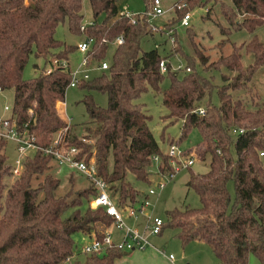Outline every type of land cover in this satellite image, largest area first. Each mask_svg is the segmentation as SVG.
<instances>
[{
  "label": "trees",
  "instance_id": "obj_1",
  "mask_svg": "<svg viewBox=\"0 0 264 264\" xmlns=\"http://www.w3.org/2000/svg\"><path fill=\"white\" fill-rule=\"evenodd\" d=\"M205 1L179 0L176 4L183 7L175 12L176 19L180 21L188 10ZM146 2L142 13L133 14L131 24L129 18L119 15L123 6L120 0H87L91 20L80 31L81 0H0V92L12 90L11 117L16 125L28 123L39 146H46L56 130L54 107L63 101L68 73L55 69L45 75L41 71L28 80L21 74L30 55L44 61L48 57L67 60L75 51L74 46L54 38L59 25L65 24L72 36L92 40L88 59L93 62L104 61L107 45L120 37L108 71L77 86L87 93L81 103L91 124L85 127V137L92 144L84 146L74 135L69 137L70 142L81 149L85 161L94 152L96 172L108 184L118 206L135 202L143 196L127 181L128 176L146 185L151 173L171 172L165 152L147 126L149 115L135 103L147 89L160 94L161 106L167 111L163 118L180 122L177 139L163 141L162 129V142L177 145L190 130H196L200 141L195 157L208 161L205 173L188 175L187 186L197 196L199 206L167 211L161 230H176L181 246L203 243L215 264H247L249 254L264 264V168L259 160V154L264 153V108L249 110L230 95L244 89L264 64V43L253 36L237 49L231 44V53L210 68L186 30L203 71L224 69L234 74L228 80L222 75L224 84L215 87L195 71L193 60L185 57L184 71L179 74L171 70L167 56L141 49L152 32L145 15L152 2ZM230 3L220 6L226 23L220 28L224 37L242 30L252 33L264 23V0ZM241 49L252 58L245 68L238 54ZM161 61L164 73L158 70ZM164 78L168 85L160 90ZM213 90L218 105L210 102ZM91 92L105 96L104 108L93 102ZM197 108L203 110L202 115L194 113ZM5 144L0 140V264H61L72 257L73 235L100 238L111 226L112 220L101 208H88L87 202L96 194L89 185L55 195L59 180L47 173L50 158L39 153L24 161L19 177L7 187ZM153 156L158 160L156 174L150 170ZM121 255L108 249L102 254L85 255L82 264H113Z\"/></svg>",
  "mask_w": 264,
  "mask_h": 264
},
{
  "label": "rangeland",
  "instance_id": "obj_2",
  "mask_svg": "<svg viewBox=\"0 0 264 264\" xmlns=\"http://www.w3.org/2000/svg\"><path fill=\"white\" fill-rule=\"evenodd\" d=\"M146 1L148 5L152 2V0ZM178 1L179 0H158L159 8L163 13L150 18L147 17L152 32L150 36L143 40L141 49L143 51L155 50L160 56H167L171 68L179 72V74L184 71V58L186 57V59L189 58L188 60L194 61L195 71L204 78L210 79L212 85L215 87L224 84L221 80L222 75L225 76L227 80L234 75L233 73L226 72L224 69H220L219 71H203L199 65L198 59L195 58L194 49L188 40L186 30H189V35L193 38L197 52L206 60V66H210V68H214L220 58L231 53V44L237 49L236 47L242 43L248 42L253 36H255L259 42L264 43V23L257 27L252 33L242 30L232 32L226 37L220 34V28L226 27V23L220 14V6H231L230 0H206L203 5L188 10L185 13L189 15L187 27H181L179 25V19H176V17H178L176 16L177 14L175 15V12L178 10L176 7ZM120 2L123 5L122 7L130 14L142 13L145 8L144 0H120ZM81 14L83 16L82 23L86 24L91 20L87 0H81ZM168 24L170 27H165L168 26ZM54 38L70 46H74L81 40V37L70 35L65 24L57 27ZM115 46L114 43H109L107 45L104 60L107 63L110 62V57ZM177 48H179V52ZM238 54L243 68L251 64V55L246 54L243 49L239 50ZM50 59L51 58L48 57L44 61L42 59H35L30 55L23 67L21 74L22 79L28 80L35 77L44 69L46 62ZM67 61L71 69L75 68L80 61L79 53L74 51L67 56ZM92 66L95 67L96 64L93 63ZM94 74H96V72L91 71V75ZM167 85L168 81L164 78L159 85V89L164 90ZM86 94L85 91L77 88L66 89L63 97L65 108L61 110V113H64L71 121L72 126L69 130L70 137L74 135L84 146L92 144V142L85 137V127H91L89 119L84 111L83 104L81 103L82 96ZM90 95L97 106L101 108L106 106L104 95L95 92H91ZM230 95L233 100H241L249 110H254L257 107L264 108V64L253 74L251 80L246 83L244 89L230 92ZM209 99L213 105H218L214 90ZM135 103L141 104L144 113L149 115L150 119L147 126L153 139L164 153L167 149V144L162 142L161 139L163 138V141L167 139H177L180 122L176 121L171 123L170 119L163 118L166 116L167 111L161 106L160 94L152 92L150 89H147L146 92L141 94ZM11 104L12 90L1 91L0 118L7 119L9 117V111L4 112L3 107L7 106L11 108ZM162 129L163 134L161 138ZM199 141L200 137L198 132L196 130H190L186 138L177 144V147L182 151L196 153V147ZM3 153L6 157L7 164L10 165L14 158L13 146L10 142H6ZM30 155L32 154H29V156ZM259 160L264 168V153ZM207 168V160L200 161L195 157V162L189 169L177 172L170 181L164 180V187L160 191H156L153 196L148 197L149 206L144 211L145 215L151 218H159L165 222V213L167 211L172 209L181 210L184 208H197L199 206L197 196L187 186L188 175L189 172L193 174L205 173ZM150 170L151 172L154 171V164H152ZM47 173L59 180L58 188L55 191L56 196L63 195L69 189L78 190L88 186V182L78 172L67 169H60L59 172H56L53 163L49 165ZM159 178L160 176L151 173L149 182L146 185L134 181L131 176L127 177V181L135 190L145 195L149 188H155V184ZM39 180H41V178H39ZM12 181V179L6 178L4 183L8 187ZM35 182L36 181H34L32 185H35ZM228 190L232 196L231 184H228ZM122 215L124 219L126 214L123 213ZM124 221L129 226H142L144 223L143 217H138L135 222H130L132 220L127 218H125ZM108 230L114 239L113 233L115 235L118 233L112 227ZM176 232V230L165 228L161 230L159 235L149 237L148 241L150 245L158 251L157 253L153 251L154 255H152L149 260L151 264H215V259L206 245L199 242H190L185 246H181L179 240L176 238ZM72 239L75 243L72 257L61 264L83 263L85 256L82 254L83 242L81 237L75 234ZM169 255L172 257L171 261L167 259ZM247 264H260V262L253 255L249 254L247 257Z\"/></svg>",
  "mask_w": 264,
  "mask_h": 264
},
{
  "label": "built area",
  "instance_id": "obj_3",
  "mask_svg": "<svg viewBox=\"0 0 264 264\" xmlns=\"http://www.w3.org/2000/svg\"><path fill=\"white\" fill-rule=\"evenodd\" d=\"M176 7L177 9H180L183 6ZM162 13L163 12L159 8L158 0H152L150 10H148L145 15L150 18L161 15ZM119 15L129 18L131 24L134 23L132 18L133 14L128 13L124 7L121 8ZM188 20L189 15L184 14L179 21V25L181 27H187ZM86 25L87 23H83L79 30L83 31ZM112 43L115 45L120 44L121 38H116ZM91 46L92 40L82 38V41L77 42L74 45L75 51L80 55V61L75 68L71 69L68 66V61L66 59L51 58L46 62L42 74H50L55 69L66 71L69 76V81L65 87L66 90L68 88H77L80 83L87 82L95 76L106 73L109 68V64L106 61H89L88 53L90 52ZM93 63L96 64L95 67L92 66ZM158 70L160 73L165 72V64L163 61L159 62ZM171 70L173 69L171 68ZM91 71H95L96 74L91 75ZM185 72H188V69H185ZM64 106L63 101L55 103L54 117L56 120L54 126L56 127V130L51 134L46 146L37 145L35 143L36 140L34 135L28 129V123L16 125L10 114L11 108H8L7 106L3 107L4 112L9 111V117L7 119L0 118V140L10 142L14 151V158L9 165L8 178L12 180L17 179L21 173L24 161L35 153L49 157L51 160L50 164H54L56 172H59L60 169H67L78 172L84 177L88 182V185L96 193L95 196L87 202L88 208L91 210L101 208L112 220L111 226L105 228L100 238H96L92 234L80 236L83 242L82 254L84 256L89 254H102L108 249H114L125 254L142 252L146 248L152 247L148 239L149 237H154L160 234L162 220L145 215L144 211L149 206L148 197L153 196L156 191H160L164 187V180L170 181L177 172L189 169L195 162V154L193 152L182 151L174 144L167 146L165 155L171 172L159 175L158 173L156 174L155 169V174L160 176L155 184V188H149L145 195L142 194L143 197L131 204L118 206L115 198L110 196L108 184L104 182L96 172L94 152L91 151L89 158L85 161L81 157V149L70 142L69 130L72 125L69 117L64 113H61V110H64ZM28 113L30 114L31 111H28ZM194 113L202 115L203 110L197 108L194 110ZM233 133L236 132L233 131ZM237 133H241V131L238 130ZM29 154L32 155L29 156ZM261 156L262 154L260 153L259 157ZM151 161L155 166L158 164V160L154 156L151 157ZM123 213L126 214L125 218L134 222L138 217H143V225H127L124 221L125 218L123 219ZM111 227L119 234V237L116 240L112 238V235L108 230ZM167 259L171 261L172 257L169 255L167 256Z\"/></svg>",
  "mask_w": 264,
  "mask_h": 264
},
{
  "label": "crops",
  "instance_id": "obj_4",
  "mask_svg": "<svg viewBox=\"0 0 264 264\" xmlns=\"http://www.w3.org/2000/svg\"><path fill=\"white\" fill-rule=\"evenodd\" d=\"M80 41H82V37ZM130 222H134V221H130ZM113 236H114V239H118V234L115 235L113 233ZM153 251H155L156 253L158 252L152 246V247L146 248L142 252H132V253H128V255L127 253H125V254H122L119 258L115 259L113 264H151L149 260H150V257L154 255Z\"/></svg>",
  "mask_w": 264,
  "mask_h": 264
}]
</instances>
